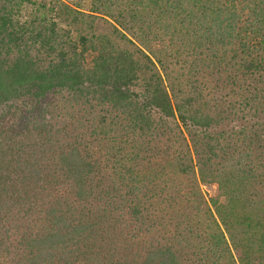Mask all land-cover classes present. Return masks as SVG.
Wrapping results in <instances>:
<instances>
[{"label": "trees", "instance_id": "1", "mask_svg": "<svg viewBox=\"0 0 264 264\" xmlns=\"http://www.w3.org/2000/svg\"><path fill=\"white\" fill-rule=\"evenodd\" d=\"M0 264H264V0H0Z\"/></svg>", "mask_w": 264, "mask_h": 264}, {"label": "rangeland", "instance_id": "2", "mask_svg": "<svg viewBox=\"0 0 264 264\" xmlns=\"http://www.w3.org/2000/svg\"><path fill=\"white\" fill-rule=\"evenodd\" d=\"M63 1H66V2H72L73 0H63ZM76 1V0H75ZM204 190L206 192H208L207 194H214V188H204Z\"/></svg>", "mask_w": 264, "mask_h": 264}]
</instances>
